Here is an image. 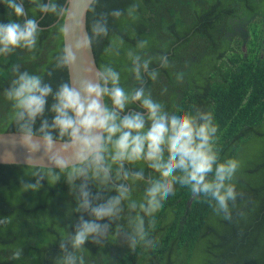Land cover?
I'll list each match as a JSON object with an SVG mask.
<instances>
[{
  "label": "clouds",
  "instance_id": "9594fccd",
  "mask_svg": "<svg viewBox=\"0 0 264 264\" xmlns=\"http://www.w3.org/2000/svg\"><path fill=\"white\" fill-rule=\"evenodd\" d=\"M30 2L31 17L24 0H2L14 19L0 22V58L26 50L33 53L30 60L37 59L34 53L43 29L36 13L57 19L53 26H58L62 45L46 72L34 74L22 71L19 63L12 65L3 96L17 132L11 143L25 149L24 163L33 169L29 174L35 182L21 179V190L37 192L42 181L55 185L63 177L76 200L72 211L79 218L74 231L63 229L54 264H86L85 244L103 246L112 236L131 251L154 250L156 214L175 194L176 185L208 203L214 215L231 221L237 197H243L234 183L240 162L221 161L213 113L195 106L190 111L167 110L148 87L158 80L160 69L171 67L167 53L150 56L149 39H136L132 46L123 35L110 32L109 17H124L130 24L139 19V0L124 10L99 14L98 0ZM131 35L135 38L134 30ZM104 40L103 55L108 59L98 66L91 55L93 45ZM122 56L126 64L118 69ZM55 71H66L68 78L54 87L45 77ZM122 72L131 76L134 86H124ZM183 78V72L175 75L177 82ZM7 159L15 158L10 152ZM141 184L142 194L135 198L134 188ZM10 223V217L0 218V227ZM22 256L18 247L10 258Z\"/></svg>",
  "mask_w": 264,
  "mask_h": 264
},
{
  "label": "trees",
  "instance_id": "16d2710c",
  "mask_svg": "<svg viewBox=\"0 0 264 264\" xmlns=\"http://www.w3.org/2000/svg\"><path fill=\"white\" fill-rule=\"evenodd\" d=\"M134 2L98 0L96 13L124 10ZM139 3V19L130 24L124 17H109L110 32L123 35L132 46L136 39H149L150 56L167 53L171 67L160 69L158 80L148 85L153 98L172 112L190 111L195 106L213 113L221 161L240 162L234 183L243 197H237L233 218L226 221L214 215L208 203L193 199L187 188L176 185L175 194L156 214L151 233L157 240L154 250L138 247L131 251L122 239L112 236L103 246L85 244L86 264H264V0ZM24 4L31 17L33 5L30 0ZM35 15L43 29L34 53L37 59L30 60L33 53L26 50L0 58V133L16 132L9 119L10 103L3 96L10 83L11 66L19 63L22 71L46 72L62 45L58 26H53L57 19ZM9 19L14 17H9L0 0V22ZM92 19L89 12V28ZM106 44L104 40L93 45L98 66L107 62L103 55ZM125 64L122 56L115 66L122 69ZM153 66L157 67L155 61ZM180 72L184 78L177 82L175 75ZM45 78L55 87L68 75L55 71ZM122 83L125 87L135 84L125 72ZM32 171L27 166L0 165V218L11 219L6 228L0 227V264H54L60 255L58 239L63 229L74 231L79 218L80 214L72 211L76 200L63 177L55 185L42 181L37 192H23L21 179L35 182L29 174ZM143 187L134 188L135 198ZM18 247L23 249V256L12 260L11 254Z\"/></svg>",
  "mask_w": 264,
  "mask_h": 264
},
{
  "label": "water",
  "instance_id": "95a60500",
  "mask_svg": "<svg viewBox=\"0 0 264 264\" xmlns=\"http://www.w3.org/2000/svg\"><path fill=\"white\" fill-rule=\"evenodd\" d=\"M63 23V22H62ZM94 58L93 53L91 54ZM76 71L72 73L73 77L76 76ZM68 75V73H67ZM17 135L16 132L12 133H0V165H17V166H27L25 161L26 151L23 147L16 145L13 147L11 143L12 138ZM12 153L14 155V160H8L7 154Z\"/></svg>",
  "mask_w": 264,
  "mask_h": 264
}]
</instances>
